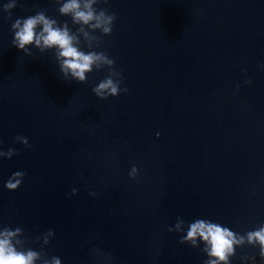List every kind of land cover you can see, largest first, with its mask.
<instances>
[{
  "label": "water",
  "instance_id": "obj_1",
  "mask_svg": "<svg viewBox=\"0 0 264 264\" xmlns=\"http://www.w3.org/2000/svg\"><path fill=\"white\" fill-rule=\"evenodd\" d=\"M66 2L0 0V232L33 264H206L203 220L244 236L228 264H264V0H95L107 33ZM41 13L106 57L84 81L13 43Z\"/></svg>",
  "mask_w": 264,
  "mask_h": 264
},
{
  "label": "clouds",
  "instance_id": "obj_2",
  "mask_svg": "<svg viewBox=\"0 0 264 264\" xmlns=\"http://www.w3.org/2000/svg\"><path fill=\"white\" fill-rule=\"evenodd\" d=\"M95 0H84L83 7H81L80 0H67L66 3L59 9L60 12L72 14L74 23H82L84 25H90L92 28L102 29L103 32H110V27L106 26L111 23L114 18L106 15L104 10L96 13L92 8V4ZM92 22V23H90ZM56 23L55 20H49L41 14L29 17L21 24L20 20H17L12 27L18 29L15 32V39L13 43L20 49H24L25 45L35 42L37 46L43 45L44 47L56 46L59 49L58 57H63L61 61V70L67 77L71 72L74 78L80 81L86 79L85 72L91 71V66L102 59H106L103 53L97 54L95 52L85 53L80 51L73 45V41L76 39L73 35L69 34L67 26L63 28L53 27ZM38 24H42L43 28L39 34L35 29ZM83 31V28L80 29ZM87 36V33H84ZM111 63V61H109ZM102 89H110L113 94L117 93V87L113 84L111 79H107L100 83L94 91L97 95H101ZM135 171V169H133ZM20 172L14 173V176H20ZM21 183L20 180H16L13 183L12 179L7 182L9 189H15L17 185ZM21 229L17 227L13 231L10 227H5L0 232V264H33L34 260L38 258V253L32 250L21 251L17 250L12 243V237L19 233ZM200 236L206 242V251L209 257H215V259H209L206 264H219L220 261H224L228 264L229 256L235 255L234 245H243L245 243L244 236H240L237 239L236 233L230 230L228 227H222L217 223L205 222L203 220H197L191 224L187 233V238H194ZM247 243L252 247H259V256L264 261V225L260 226L257 230L249 231L246 233ZM248 257L255 260V256H244L241 259ZM54 264H59L58 260L54 261Z\"/></svg>",
  "mask_w": 264,
  "mask_h": 264
}]
</instances>
